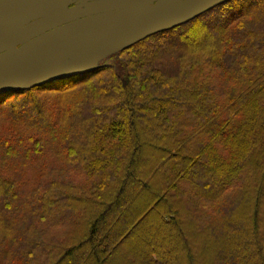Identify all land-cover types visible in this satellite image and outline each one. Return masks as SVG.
<instances>
[{
	"label": "trees",
	"instance_id": "16d2710c",
	"mask_svg": "<svg viewBox=\"0 0 264 264\" xmlns=\"http://www.w3.org/2000/svg\"><path fill=\"white\" fill-rule=\"evenodd\" d=\"M192 28L212 32V52L190 50L203 45ZM0 118V264L189 262L178 201L225 218L247 178L253 213L223 227L220 259L264 264V0H227L110 63L16 87Z\"/></svg>",
	"mask_w": 264,
	"mask_h": 264
},
{
	"label": "rangeland",
	"instance_id": "374dc122",
	"mask_svg": "<svg viewBox=\"0 0 264 264\" xmlns=\"http://www.w3.org/2000/svg\"><path fill=\"white\" fill-rule=\"evenodd\" d=\"M226 1L227 0H174L166 6L159 5L149 8V10L154 12V15L147 21L141 19L142 17L140 14H136V16H134V12L138 11L135 9V11L120 14L116 17V21H113L115 17L110 19L104 18V21L99 23L100 26L98 27L100 28L97 31L94 33L85 32L82 33V35L77 36L75 34L78 31L76 27L78 24L73 25L56 33L53 40L46 41L36 46L37 49L34 51L33 56H22L20 61H18V57L13 56H8L5 60H1L0 90L3 91L13 89L6 85V81H9V84L13 81L17 82V80L26 81L28 80L27 78H29L27 76L35 75V77L37 76V79H35L32 83L41 84L45 80H49V78L51 79L53 76L56 77L68 72L81 73L83 71L91 70L92 68L110 63L113 55L120 53L129 45H132L133 43L142 40L157 31L176 26L181 16L189 13L196 16ZM167 12L168 14H166ZM134 17L136 18L134 19ZM210 17H212V15ZM163 18L165 21H163ZM132 19H134L133 22L124 25L125 22H129ZM189 33L192 35L190 36L191 38L198 33L203 40L202 46H193L190 41L191 44L189 45L192 47L190 50L203 51L205 52V55H207L208 52H212V48L215 45V43L212 44L210 39L211 35H213L212 32L205 29H198L196 31L193 30L192 32L189 30L187 35H189ZM74 37L75 39H73ZM52 41H54L55 50L53 54L48 55L47 45L48 42ZM91 43H93V45H91ZM174 43L182 44L183 42L179 43L176 41ZM168 49L171 48L168 47ZM165 53H168V50H166L163 54ZM14 62L15 64H13ZM214 82L217 83V85L221 84V86H223L226 83V80L217 75ZM27 87L31 86L27 85ZM44 95L50 94L42 93L41 96ZM3 126H5V124H0V130H5L10 127L9 125L5 127ZM157 161L158 157L155 154H146L143 158V163L145 164L144 169L148 170L149 168L147 166H149V164L154 166ZM249 170H251V168ZM14 175L17 177L15 173ZM75 177L78 180L82 178L81 175H75ZM197 182L199 184L204 183L201 178L197 181H192L194 186ZM245 186L248 189H246V192L249 191V195H244V193L241 194V196L235 200V206L233 208L230 206V208L228 207L229 209L228 212L225 213V218H219V214L216 213L210 215V220H201V218L197 217L195 214L196 212H193L195 204L188 200V197H185L186 199L184 200L182 199L178 201L182 207V217H180L181 219H179L178 222L183 224V229H190L189 232L193 238L190 240V245L191 247H194L192 250V257L190 256L191 258L189 259L190 261L188 262V260H186V254L184 252L182 261H180L179 264H224L223 259L220 258H225L223 256V254H225L223 251L227 247L225 241H228V238L226 240L224 236L221 235V232L223 233V227H225V225H227L229 229L231 227H238L235 222L236 219L245 222L244 219L246 217H250L253 213V194L249 178L245 179ZM261 210L264 211V205H261ZM261 220L264 221L263 212L261 214ZM248 226L251 227V224L249 223ZM211 228H214V233L209 232ZM180 249L183 248L181 247ZM126 254L127 252L124 251H121L120 254H116L114 256L116 264H119V261H123L121 264H130L131 262L127 260ZM215 254H217L216 258H214Z\"/></svg>",
	"mask_w": 264,
	"mask_h": 264
},
{
	"label": "flooded vegetation",
	"instance_id": "af4514ba",
	"mask_svg": "<svg viewBox=\"0 0 264 264\" xmlns=\"http://www.w3.org/2000/svg\"><path fill=\"white\" fill-rule=\"evenodd\" d=\"M98 1H101V0H0V36L16 31V30L30 28L36 25H41L46 20L55 18L57 14L65 12L73 8H76V7H80L81 9L84 10L87 6L92 5V3L98 2ZM172 1L174 0H171V2ZM159 5L166 6L167 1L157 2L153 4L152 6H150L149 8L156 7ZM149 8H148V11L144 15H143V12L141 13V8L138 7V8H132V9L123 10V11H112V12H108L104 14L103 13L96 14V15H93L87 18H82V19H79L73 22L66 23L64 25L58 26L57 28H52L51 30L46 31L43 34L31 40H28L27 42L16 45L11 50L9 55L7 51L0 52V61L5 60L8 56L18 57V61L21 60L22 56H33L34 51L37 49L36 46L46 41L53 40L56 33L62 30H65L66 28L71 27L73 25L78 24L76 26L78 29L77 33L75 34L76 36L82 35V33H85V32L94 33L100 28L98 27L100 26L99 23L103 22L104 18L110 19V18L115 17L113 21H116V17H118L120 14L124 12L135 11V9H137L138 11L136 12V14H140L142 17L140 18L145 19V16H147L149 12L152 13V16L154 15V12L152 10H149ZM166 14H168V12ZM189 14H192V13H189ZM189 14H185V15H189ZM135 18L136 17H134V19ZM134 19L130 20L129 22H125L124 25H127L133 22ZM163 21H165L164 18H163ZM73 39H75V37ZM93 43H91V45H93ZM47 50H48L47 52L48 55H51L54 53V50H55L54 41L48 42ZM13 64H15V62ZM27 77L29 78H27L28 80L26 81L17 80V82L13 81L11 82V84H9V81H6L7 84L6 83L5 84L8 87L14 89L16 87L26 88L27 85L34 87V86H39L44 83L50 84V83L56 82L54 81L55 80L54 76L51 79L49 78V80H45L41 84L32 83L34 82L35 79H37V76L35 77L34 75V76H27ZM10 90L12 89L3 90V92H1L0 94V98H2L3 96H7Z\"/></svg>",
	"mask_w": 264,
	"mask_h": 264
},
{
	"label": "water",
	"instance_id": "95a60500",
	"mask_svg": "<svg viewBox=\"0 0 264 264\" xmlns=\"http://www.w3.org/2000/svg\"><path fill=\"white\" fill-rule=\"evenodd\" d=\"M167 1V5L171 2V0H101L98 2L92 3V5L87 6L84 10L80 7H76L65 12L59 13L55 16V18H51L50 20H46L41 25H36L30 28H24L20 30H16L5 35L0 36V52L7 51L8 55L11 50L18 44L27 42L44 32L51 30L52 28H57L58 26L64 25L69 22H73L82 18H87L96 14L108 13L112 11H123L132 8H141V13L143 15L148 11V8L157 2ZM136 16V12L135 15ZM193 14L184 15L179 18V23L188 20L189 18H193ZM197 16V15H196ZM152 17V13L149 12L147 16H145L144 20H150ZM93 69V68H92ZM91 69V70H92ZM88 71V70H86ZM83 71V72H86ZM81 72V73H83ZM80 73H72L68 72L63 75H59L54 77L55 80H63L77 76ZM1 92V90H0Z\"/></svg>",
	"mask_w": 264,
	"mask_h": 264
}]
</instances>
